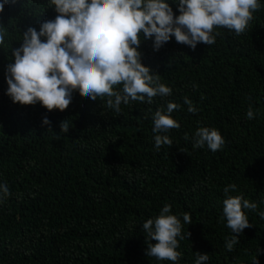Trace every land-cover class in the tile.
<instances>
[{
  "label": "trees",
  "instance_id": "obj_1",
  "mask_svg": "<svg viewBox=\"0 0 264 264\" xmlns=\"http://www.w3.org/2000/svg\"><path fill=\"white\" fill-rule=\"evenodd\" d=\"M166 2L178 14L174 0ZM258 2L244 33L214 29L212 45L192 49L172 37L153 50L142 40L141 62L172 92L115 113L77 92L64 111L12 102L5 80L11 49L27 27L38 31L57 13L49 0H8L0 12V184L10 195H0V264H173L145 255L142 223L165 204L182 224L184 213L192 218L183 224L185 239L177 237L176 264H195L196 252L208 254L201 264H264V0ZM169 101L180 105L170 114L180 127L163 133L173 145L157 150L153 116ZM249 106L254 119L246 116ZM198 127L217 129L221 149L193 148ZM229 184L236 189L225 194ZM236 195L257 204L243 209L252 226L240 234L223 216V200ZM233 235L239 242L229 252Z\"/></svg>",
  "mask_w": 264,
  "mask_h": 264
},
{
  "label": "clouds",
  "instance_id": "obj_2",
  "mask_svg": "<svg viewBox=\"0 0 264 264\" xmlns=\"http://www.w3.org/2000/svg\"><path fill=\"white\" fill-rule=\"evenodd\" d=\"M178 14L166 0H49L57 15L40 23L39 30L29 26L22 33V43L11 49L13 62L6 65V94L13 103H39L48 111H64L71 103L73 92L82 97L105 101L104 106L115 113L130 102L151 104L156 96L167 97L172 89L160 83L159 75L141 62L138 50L142 40H151L153 50H159L174 37L180 44L195 49L198 43H215L214 29L225 28L239 35L245 32L253 13L260 7L258 0H174ZM8 0H0V12ZM54 6V7H53ZM217 35L219 33H216ZM43 38V39H42ZM5 32L0 29V45ZM195 86V85H194ZM184 103L190 113L197 108L187 97ZM180 105L167 102L166 111L156 110L152 132L157 150L173 145L167 133L180 124L170 115ZM246 116L254 119L249 106ZM50 125L45 117L42 121ZM70 127L67 119L60 122L61 132ZM185 140L189 139L185 133ZM224 138L215 128L198 127L194 132L193 148L205 145L213 152L221 149ZM181 151V150H180ZM235 191L229 184L223 191ZM0 195H10L7 184H0ZM257 204L240 195L226 196L223 216L232 233L240 234L251 227L243 209L255 210ZM165 204L155 218L142 223L147 243L145 255L159 261H179L177 251L183 224L192 223L189 213L183 214V224L176 215L169 214ZM264 218V212H260ZM187 232V238L190 237ZM154 241V243H153ZM239 242L238 235L226 240L231 252ZM209 259L207 253L196 252L195 264ZM258 264V259L253 260Z\"/></svg>",
  "mask_w": 264,
  "mask_h": 264
}]
</instances>
